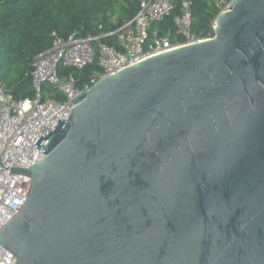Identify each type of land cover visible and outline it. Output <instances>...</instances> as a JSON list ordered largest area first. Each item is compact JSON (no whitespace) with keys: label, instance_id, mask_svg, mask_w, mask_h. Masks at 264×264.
Here are the masks:
<instances>
[{"label":"water","instance_id":"95a60500","mask_svg":"<svg viewBox=\"0 0 264 264\" xmlns=\"http://www.w3.org/2000/svg\"><path fill=\"white\" fill-rule=\"evenodd\" d=\"M213 29L104 76L39 135L0 232L17 264H264V0Z\"/></svg>","mask_w":264,"mask_h":264},{"label":"built area","instance_id":"2783aa9c","mask_svg":"<svg viewBox=\"0 0 264 264\" xmlns=\"http://www.w3.org/2000/svg\"><path fill=\"white\" fill-rule=\"evenodd\" d=\"M137 15L124 26L107 34L116 35L117 44H106L94 35L68 38L55 35L53 47L33 64L35 96L13 101L0 81V232L27 205L34 179L20 172L46 157L33 146L42 133L48 136L60 118L67 120L76 98L88 92L101 78L114 74L148 57L206 39L192 31L191 0H182L181 12L174 17L175 34H161L157 25L170 17L179 0H139ZM219 13L230 10L232 0H212ZM208 39V38H207ZM98 62L101 73L78 88L73 76L61 79L60 66L82 70ZM55 86L64 100L44 96V85ZM0 264H17L16 256L0 244Z\"/></svg>","mask_w":264,"mask_h":264},{"label":"trees","instance_id":"16d2710c","mask_svg":"<svg viewBox=\"0 0 264 264\" xmlns=\"http://www.w3.org/2000/svg\"><path fill=\"white\" fill-rule=\"evenodd\" d=\"M176 11L157 25L161 34H175ZM139 0H0V81L13 101L35 96L32 71L35 59L53 47L55 35L68 38L97 35L106 44H117L116 35L139 12ZM192 31L200 38L214 36L219 9L212 0H191ZM97 61L82 70L60 66L61 79L73 76L77 87L101 73ZM44 96L64 100L55 86L44 85Z\"/></svg>","mask_w":264,"mask_h":264},{"label":"flooded vegetation","instance_id":"af4514ba","mask_svg":"<svg viewBox=\"0 0 264 264\" xmlns=\"http://www.w3.org/2000/svg\"><path fill=\"white\" fill-rule=\"evenodd\" d=\"M215 134H217V137H220V134H222V132H215Z\"/></svg>","mask_w":264,"mask_h":264},{"label":"rangeland","instance_id":"374dc122","mask_svg":"<svg viewBox=\"0 0 264 264\" xmlns=\"http://www.w3.org/2000/svg\"><path fill=\"white\" fill-rule=\"evenodd\" d=\"M212 37H214V36H212ZM212 37H209V38H212Z\"/></svg>","mask_w":264,"mask_h":264}]
</instances>
